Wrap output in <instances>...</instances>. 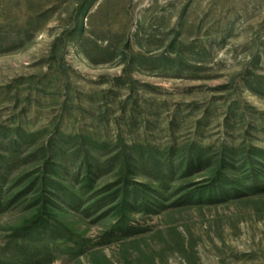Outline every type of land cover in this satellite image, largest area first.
<instances>
[{
    "label": "rangeland",
    "instance_id": "374dc122",
    "mask_svg": "<svg viewBox=\"0 0 264 264\" xmlns=\"http://www.w3.org/2000/svg\"><path fill=\"white\" fill-rule=\"evenodd\" d=\"M0 264H264V0H0Z\"/></svg>",
    "mask_w": 264,
    "mask_h": 264
},
{
    "label": "trees",
    "instance_id": "16d2710c",
    "mask_svg": "<svg viewBox=\"0 0 264 264\" xmlns=\"http://www.w3.org/2000/svg\"><path fill=\"white\" fill-rule=\"evenodd\" d=\"M129 163V162H127ZM95 170V166H93L92 164H88L87 165V172H88V175H91L93 173V171ZM126 197V196H125Z\"/></svg>",
    "mask_w": 264,
    "mask_h": 264
}]
</instances>
